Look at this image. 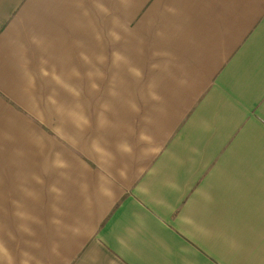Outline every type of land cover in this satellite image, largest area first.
<instances>
[{
	"label": "crops",
	"instance_id": "crops-1",
	"mask_svg": "<svg viewBox=\"0 0 264 264\" xmlns=\"http://www.w3.org/2000/svg\"><path fill=\"white\" fill-rule=\"evenodd\" d=\"M106 5L110 16L99 14L93 0H0V239L19 259L20 251H28L42 264H93L87 259L90 252L98 251L95 264H264V0H131L128 11L137 13L129 19L119 0H99ZM90 12L82 16V9ZM139 5L146 6L140 14ZM164 5H174L183 16L180 21L172 17L161 20L158 12ZM117 16L128 26L133 36L121 33L123 39L113 43L107 36L113 28L112 17ZM187 18L185 21L184 18ZM79 19L80 24H77ZM157 23L148 29V22ZM102 35L95 33L88 21ZM173 22L182 23L184 34L171 41H162L155 36L157 28L164 29ZM45 34L54 42L50 63L58 69L75 66L81 74L89 68L79 59L81 51L92 56L103 53L107 63L102 67L105 79L97 81L98 93L89 95L88 81L73 80L84 89L82 102L91 118L92 128L87 131L78 149L56 139L51 131L56 118L51 114L45 100L53 89L61 102L71 103V97L50 80L38 75L41 53L32 50L31 69L36 73V87L31 95L25 94L23 82L15 67L9 43L18 33L29 27ZM119 31V29H117ZM143 37L144 44L135 37ZM195 41V44L189 41ZM143 47V56L136 49ZM156 50L170 51L190 74L191 88L179 89L174 81L165 78L158 91L167 103V117L153 113L154 103L141 98L147 83L163 74L152 70V63H162L163 58H153ZM118 51L142 68L144 79L137 84L123 67L112 66V53ZM70 57V60H69ZM174 72H179L174 68ZM125 83L117 81V90L125 99H134L141 113H130L117 99L109 95L108 74H117ZM108 102L113 112L106 115L112 121L132 125L137 134L148 127L157 142L167 151L174 152L183 164H175L161 154L145 161L147 167H158L160 175L149 178L135 177L139 165L129 161L131 171L126 188H116L118 199L113 204L97 202L92 209L83 206L77 180L81 172L94 193L96 187V157L90 151L92 138L100 137L108 143L105 147L115 153V143L127 132L126 128L103 129L96 126V114L100 105ZM29 113L45 119L41 125L30 118ZM150 114L157 120L155 125H145L141 119ZM211 125L203 130V122ZM69 131H73L68 127ZM165 132L171 135L164 137ZM32 133L45 138L41 150L33 143ZM10 136L11 139H6ZM137 154L143 145L137 137L127 136ZM177 138H179L177 140ZM198 149L199 154L191 151ZM22 152L23 155H17ZM56 152L63 154L71 167L57 170L49 167L44 171L45 160L49 165ZM121 163L117 154V164ZM85 166L90 170L85 172ZM115 171V169H113ZM65 172L69 179L61 176ZM39 176L43 184L36 183L32 176ZM172 177L179 188L169 191L160 180ZM149 183L153 192L162 197L168 208H156L136 192V185ZM55 185L64 192L58 201L49 191ZM21 186L33 191L26 196ZM13 201L18 202L16 207ZM65 215L58 216L53 205ZM21 211L34 217L21 220L14 215ZM145 218L146 230L138 233L130 242L131 251L121 248L116 237L126 236L127 229L136 227V215ZM87 220L95 227L87 237L76 238L61 229L57 232L53 219L70 225L75 218ZM189 218L206 228L205 237L192 228H186ZM26 224L35 236L19 231ZM15 235L9 240L7 233ZM97 237L102 238L98 245ZM39 242V249L25 242ZM226 241H235L232 248ZM60 245V256L52 254L53 243ZM165 248L171 249V255Z\"/></svg>",
	"mask_w": 264,
	"mask_h": 264
},
{
	"label": "clouds",
	"instance_id": "clouds-1",
	"mask_svg": "<svg viewBox=\"0 0 264 264\" xmlns=\"http://www.w3.org/2000/svg\"><path fill=\"white\" fill-rule=\"evenodd\" d=\"M120 5L127 10L131 6V0H119ZM93 6L99 14L104 16L111 15L110 9L100 3L99 0H93ZM77 8L82 9V16L88 18L90 12L87 9L83 8L82 3L76 4ZM158 16L161 20L172 17L175 21H180V18L183 16V13L180 9L174 5H164L158 12ZM186 21L187 18L185 17ZM89 26L92 27L93 32L95 33V39L100 42L102 41V35L95 29L92 21H88ZM157 23L156 19H152L148 22V31L151 32L152 27ZM77 24H80L79 19H77ZM113 28L110 29L107 33V36L111 39L113 43H119L123 37L121 33H124L128 36H133V32L130 27L121 21L117 16L112 17ZM119 29V31H117ZM184 34V27L182 23L173 22L169 27L160 29L157 28L155 31V36L162 41H171L180 37ZM139 45L144 44L143 37H135ZM189 43L195 44V41L190 40ZM11 49V54L15 62V67L18 71L20 80L23 82V91L28 95L32 100H35L34 95H31L34 92L36 87V73L31 69V58L29 52L33 49L40 52L41 56L39 57V67L38 75L41 79L50 80L61 90L66 92L68 96L71 97L72 102H61L56 97L58 93L55 89L47 96L45 103L50 110L51 114L56 118V123L52 126L51 131L56 139L67 144L72 149H78L81 141L84 139L85 134L89 129L92 128V121L89 115L85 104L82 102V97L84 95V89L81 85L73 83V80L82 81L85 78L88 81V90L89 95L92 93H98L100 91V85L97 81H102L105 79V73L102 71L103 65L107 63V56L103 53L93 54L92 56L86 54V52L81 51L79 53V59L83 61L85 65L88 66L89 70L81 74L78 68L75 66L64 71L63 69H58L56 63H50L52 58L51 50L54 48V42L49 40V38L38 31L36 27H29L22 30L17 34L14 40L9 43ZM137 53L140 56H143V47H138L136 49ZM153 58H163L162 63H152L151 69L158 70L163 75L161 77H154L150 80L146 87V92L144 89L141 90V98L147 103L151 101L154 103L152 109L153 113L158 114L160 117H167V103L164 97L159 93L158 89L163 83L164 79H171L175 82L177 88L187 89L192 87L190 82V74L186 70L183 64H176L174 61L176 57L167 50H156L152 52ZM70 60V57H69ZM112 66L116 69L123 67L125 73L130 76L133 81L137 84L141 83L144 79V73L142 68L137 66L129 57L121 54L118 51L112 53ZM176 69L179 72V75L173 71ZM119 80L120 85H123L125 81L119 78L118 73L114 74L110 82L109 95L114 99H117L121 102L127 110L135 115L141 113L140 106L136 103L134 99H125L122 92L117 90V81ZM100 111L96 114V126L98 129H119L121 127L126 128V134L119 139L114 147L115 153H113L109 148L105 147V144L108 142L103 140L100 137L92 138L89 144L90 151L96 157V168H97V177H96V187L94 193L87 181V176L84 172L80 173V176L77 180H74L73 183L77 184L79 195L83 199V206L86 209H92L95 207L97 202H104L107 204H113L118 199L117 192V182H120L121 188H126L127 182L129 181V172L131 171V165L129 161H134L139 166L135 168V177L139 178L141 176H147L149 178L157 177L160 175V169L158 167H147L145 161L151 160L153 157L160 156L163 154L169 161L174 162L175 164H183V161L176 156L174 152L167 151L164 149L163 144L157 142L154 135L151 133L148 127L141 128L137 134L136 129L123 121H112L108 118L106 113L114 112L113 106L105 102L100 105ZM30 118L36 123L41 125L45 124L46 121L42 117H38L34 113H29ZM145 125H155L157 120L153 115L146 114L141 117ZM68 127H71L73 131H69ZM211 125L207 121L203 122V130L209 131ZM33 143L39 147L41 150L45 146V138L39 134L32 133ZM133 135L137 137V143L143 145L140 148L139 153L137 154L135 147L132 143L129 142L127 136ZM171 135L170 132H165L164 137L167 138ZM6 139H11L10 136H6ZM179 138H177L178 140ZM192 152L199 154L198 149H191ZM117 154L120 157L121 163L117 167ZM17 155H23L22 152H17ZM49 167L57 170L69 169L71 165L63 157V154L56 152L54 158L51 160L49 165L48 160H45L44 171L47 174ZM115 169V171H113ZM90 169L85 166V172ZM61 176L66 179L70 177L67 176L65 172H61ZM32 179L38 183L43 184V180L36 175L32 176ZM160 184L163 188L168 189L169 191H174L179 188L178 183L172 177H164L160 180ZM136 192L139 196L144 197L145 201L156 208H168L167 202L160 197L158 194H155L149 183H140L136 186ZM26 196L32 197L34 195L33 191L29 190L26 187L21 186L20 189ZM49 191L56 195L57 200L59 201L63 196L64 192L56 187L55 185L51 186ZM16 207H20L18 202L13 201ZM52 209L58 216H63L65 213L61 211L55 204L52 206ZM16 217L21 220H32L34 223H40L34 217L28 216L26 213L17 211L14 213ZM136 227L127 229L126 236H117L116 239L120 244L121 248L127 251H131L130 242L137 238V235L140 231L146 230L147 225L145 223V218L141 215L135 216ZM53 225L56 226L57 232L61 234V238H66L63 236L61 229L65 232L70 233L73 237L81 238L87 237L91 230L95 227V222L91 224L87 220H83L79 217L74 219V222L70 225H65L60 219H53L51 221ZM186 228H192L202 236H209L210 232L204 228L202 225H197L194 220L189 218L187 224H182ZM19 231L27 234L28 236H35V232L28 227L26 224L19 225ZM9 240L15 241L16 237L11 232L7 233ZM98 245L102 244V238L97 237ZM230 244L232 248H236L237 245L235 241H226ZM29 247L39 249L41 247L39 242H25ZM60 245L58 243H53L51 247V252L53 255L59 257L60 252L58 251ZM165 252L168 255H171V249L165 248ZM98 251L93 249L87 259L93 261L97 259ZM0 264H42V261L35 258L28 251H20L19 259L13 253V251L7 246V243L0 239ZM64 264H71L70 260L67 258L64 259Z\"/></svg>",
	"mask_w": 264,
	"mask_h": 264
},
{
	"label": "rangeland",
	"instance_id": "rangeland-1",
	"mask_svg": "<svg viewBox=\"0 0 264 264\" xmlns=\"http://www.w3.org/2000/svg\"><path fill=\"white\" fill-rule=\"evenodd\" d=\"M145 9H146V6L144 7V5H139V11H140V14H142L143 11H144ZM109 16H110V15H109ZM126 16H128L129 19H131V18H134V19L138 18V17H137L136 10H135V11H128V10H127L126 15H125V19H126ZM130 26H131V24L129 25V27H130ZM112 77H113L112 74H108V79H109V80H112Z\"/></svg>",
	"mask_w": 264,
	"mask_h": 264
}]
</instances>
